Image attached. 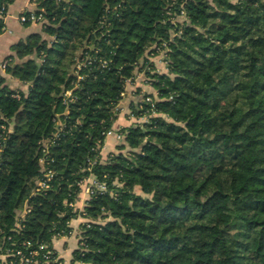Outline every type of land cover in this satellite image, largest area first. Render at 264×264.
<instances>
[{
    "label": "trees",
    "instance_id": "obj_1",
    "mask_svg": "<svg viewBox=\"0 0 264 264\" xmlns=\"http://www.w3.org/2000/svg\"><path fill=\"white\" fill-rule=\"evenodd\" d=\"M31 1L42 33L7 58L28 88L0 77V124L13 123L0 256L46 246L49 264H63L53 241L83 218L73 264H264V0ZM161 53L163 74L148 60ZM139 68L156 96H143L103 161ZM48 171L49 188L35 191ZM90 177L107 190L80 210Z\"/></svg>",
    "mask_w": 264,
    "mask_h": 264
},
{
    "label": "crops",
    "instance_id": "obj_2",
    "mask_svg": "<svg viewBox=\"0 0 264 264\" xmlns=\"http://www.w3.org/2000/svg\"><path fill=\"white\" fill-rule=\"evenodd\" d=\"M36 4L31 0H15L8 8L7 16L5 18L6 30L0 34V64L13 54L12 47L20 41L27 39L30 35L35 33H42V26L39 24L25 25L19 21L21 13L26 11H36ZM43 37L48 39L45 34ZM148 60L155 67V70L159 73H166V63L164 55L148 56ZM143 63V62H142ZM7 79V83L10 87L19 85V89L26 90L28 87L26 84L20 83L15 78H12L9 74L3 75ZM149 78L144 72H141V68L137 69L135 78L127 83L126 91L123 95L121 102L118 105L119 115L113 125L115 132H118L121 128L129 127L133 124V109L141 102L145 94H153L156 96V92L149 83ZM123 121V122H122ZM119 129V130H118ZM115 142V136H108L105 140L104 147L101 151L102 160L105 161L104 151L111 152L112 143ZM115 153V152H112ZM90 196L82 190L79 200L76 203V207L80 210L86 205ZM86 220L83 218L75 219L71 222L73 228L71 236L57 238L53 241V248L63 260V264H73V253L78 246V237L80 234V228Z\"/></svg>",
    "mask_w": 264,
    "mask_h": 264
},
{
    "label": "built area",
    "instance_id": "obj_3",
    "mask_svg": "<svg viewBox=\"0 0 264 264\" xmlns=\"http://www.w3.org/2000/svg\"><path fill=\"white\" fill-rule=\"evenodd\" d=\"M7 16V12L4 11V9L0 12V33H3L6 30L5 26V18ZM19 21L22 24H39L44 25L45 21L42 15H38L35 11H26L20 14ZM163 54V53H161ZM164 55V54H163ZM11 59H5L0 64V77L7 74V68L10 63ZM133 79H129L128 82H131ZM127 82V83H128ZM27 85V84H26ZM28 87V85H27ZM13 97L20 98L19 95L15 94ZM147 100H150L147 98ZM6 123L0 124V168L2 165V151H3V143L8 139L10 134L13 131V123L8 122L5 120ZM108 136H115L118 140H121L124 138L123 135L119 132H115L114 130L108 131L106 134V138ZM42 162V160H41ZM53 177V173L51 171H48L45 175V180L38 183V187L35 191L40 192L43 189L49 188L48 182ZM81 189L84 190L89 196H91L95 190H97L100 193L106 192L107 188L106 185L103 183L97 182L93 177H90L86 179L81 184ZM82 192V191H81ZM77 203V202H76ZM76 203L72 204V206L76 207ZM29 212V209L27 207L23 208L19 214H18V223L17 227H20V220L24 218V216ZM84 223H87L88 220ZM71 225V224H70ZM72 234V233H71ZM71 236V235H70ZM61 237H67V236H61ZM58 237V238H61ZM85 242L82 240V238L78 237V246L79 248H84ZM46 246H40L38 249L29 250L28 252H23L21 249H8L5 254H2L1 260L2 264H49L51 262V259H53L54 253L52 250H46ZM46 250V251H45ZM40 251H45L42 254V258L39 257ZM57 253V252H56ZM61 258L57 254V257L54 259V261H59ZM61 264V263H60Z\"/></svg>",
    "mask_w": 264,
    "mask_h": 264
},
{
    "label": "rangeland",
    "instance_id": "obj_4",
    "mask_svg": "<svg viewBox=\"0 0 264 264\" xmlns=\"http://www.w3.org/2000/svg\"><path fill=\"white\" fill-rule=\"evenodd\" d=\"M19 85H14L13 88H19ZM143 119H141L140 121H142ZM123 122V121H122ZM133 123L138 122V120L136 118H133ZM119 130V129H118ZM123 140V139H122ZM122 144L121 140H118L117 138H115V142L112 143L111 146V152H108L107 150L104 151V158H107L109 154H111L112 152L118 153V146ZM137 192H139V190H136ZM66 264H68V262H66Z\"/></svg>",
    "mask_w": 264,
    "mask_h": 264
}]
</instances>
